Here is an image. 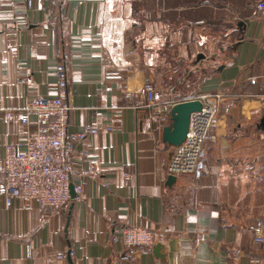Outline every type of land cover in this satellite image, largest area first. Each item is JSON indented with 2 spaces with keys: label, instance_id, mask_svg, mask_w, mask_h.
<instances>
[{
  "label": "crops",
  "instance_id": "crops-1",
  "mask_svg": "<svg viewBox=\"0 0 264 264\" xmlns=\"http://www.w3.org/2000/svg\"><path fill=\"white\" fill-rule=\"evenodd\" d=\"M257 1L0 0V158L8 144L24 141L26 103L59 94L58 64L70 83V130H98L77 145L72 186L84 191L73 192L62 215L8 206L0 195V264H249L264 255L251 234L255 219L264 218ZM107 71L123 77L107 78ZM146 76L173 100L223 92L201 176L168 183L173 146L163 129L171 113L148 116L139 94ZM8 110L15 111L11 120ZM126 225L154 230L155 245L114 241ZM69 249L73 256L58 258Z\"/></svg>",
  "mask_w": 264,
  "mask_h": 264
},
{
  "label": "built area",
  "instance_id": "built-area-1",
  "mask_svg": "<svg viewBox=\"0 0 264 264\" xmlns=\"http://www.w3.org/2000/svg\"><path fill=\"white\" fill-rule=\"evenodd\" d=\"M34 0H28L32 5ZM264 23V0L255 4ZM59 94L31 98L20 114V121L27 126L24 141L20 145L10 143L6 153L0 158V195L8 206L20 202L26 210H33L41 215L54 217L62 215L72 201V191L83 193L82 186H72V176L77 170L79 156L77 145L87 136L98 132L93 126H86L81 131H72L69 127L70 83L66 67L58 64ZM107 78H122L119 71H107ZM252 82L255 78L251 79ZM140 103L148 109L151 118H162L171 113L177 103L166 98L157 90L154 80L146 76L139 91ZM130 95V93H127ZM223 92L204 94L198 99L202 109L191 114L189 131L186 139L178 146H173L167 165L168 175H191L199 177L203 173L208 155L207 141L209 134L220 122L219 108ZM9 120L15 111L6 112ZM22 146V148L20 147ZM84 158L87 152L81 153ZM90 168L96 169L98 160L90 159ZM130 176L125 174V179ZM254 244L264 248V218H257L251 226ZM114 241L125 247H153L156 243L154 230L139 225L123 226L113 235ZM26 254L31 256L32 246L26 245ZM69 249L58 254L65 259L73 256ZM249 264H264V255L254 256Z\"/></svg>",
  "mask_w": 264,
  "mask_h": 264
},
{
  "label": "water",
  "instance_id": "water-1",
  "mask_svg": "<svg viewBox=\"0 0 264 264\" xmlns=\"http://www.w3.org/2000/svg\"><path fill=\"white\" fill-rule=\"evenodd\" d=\"M200 57H203V55L200 54L198 59ZM201 109L202 102L198 99H188L177 102L171 110V124L165 126L163 129V141L172 146H178L183 143L189 131L191 114ZM263 122L264 119L262 120V123ZM175 179V175H169L168 183L171 184ZM74 196L72 191V198H74ZM160 247L161 244H157L154 251L157 253Z\"/></svg>",
  "mask_w": 264,
  "mask_h": 264
},
{
  "label": "trees",
  "instance_id": "trees-1",
  "mask_svg": "<svg viewBox=\"0 0 264 264\" xmlns=\"http://www.w3.org/2000/svg\"><path fill=\"white\" fill-rule=\"evenodd\" d=\"M220 1L222 0H186V3H188L189 5H192L194 3L195 6H202L205 3H210V4H219ZM228 6H231L230 4H228ZM175 100L180 102V101H184L187 100L189 97L185 96H174Z\"/></svg>",
  "mask_w": 264,
  "mask_h": 264
},
{
  "label": "rangeland",
  "instance_id": "rangeland-1",
  "mask_svg": "<svg viewBox=\"0 0 264 264\" xmlns=\"http://www.w3.org/2000/svg\"><path fill=\"white\" fill-rule=\"evenodd\" d=\"M261 147H263V146H261ZM264 148V147H263Z\"/></svg>",
  "mask_w": 264,
  "mask_h": 264
}]
</instances>
